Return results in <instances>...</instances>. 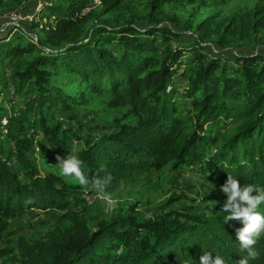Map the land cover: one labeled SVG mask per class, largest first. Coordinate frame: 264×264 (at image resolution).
I'll use <instances>...</instances> for the list:
<instances>
[{
	"label": "trees",
	"instance_id": "1",
	"mask_svg": "<svg viewBox=\"0 0 264 264\" xmlns=\"http://www.w3.org/2000/svg\"><path fill=\"white\" fill-rule=\"evenodd\" d=\"M93 1L44 0L33 25L43 36L38 44L21 28L0 36V66L11 67L6 82L16 99L0 109V240L10 220L57 211L72 225L48 231L19 264H200L203 251L226 264L242 258L264 264V231L249 257L236 239L242 223H224L227 197L220 190L228 174L241 185L264 187V53L256 49L231 61L207 47L255 40L264 30V6L226 21L212 14L192 41L173 48L182 35L166 24L171 17L162 8L177 1L206 7V0H152L142 27L101 19L126 0H99L102 15L88 8ZM61 72L69 77L66 87L56 82ZM94 96L106 97L110 108H127L132 119L85 133L73 109ZM57 112L69 113V126L51 124ZM234 122L240 123L236 132L218 145L220 129ZM70 133L84 144L80 151ZM49 151L54 158L76 155L90 180L111 174L104 192L123 187L133 172L189 166L217 186L207 198L218 205L212 215L173 209L143 220L131 213L91 229L73 210L82 186L42 174L36 165ZM258 211L264 214V203Z\"/></svg>",
	"mask_w": 264,
	"mask_h": 264
},
{
	"label": "rangeland",
	"instance_id": "2",
	"mask_svg": "<svg viewBox=\"0 0 264 264\" xmlns=\"http://www.w3.org/2000/svg\"><path fill=\"white\" fill-rule=\"evenodd\" d=\"M207 6L203 7L197 2H171L166 4L162 11L165 20L176 32L182 35L179 40L173 41V48L178 42L188 43L192 41L193 34L197 33V25L210 15L218 16V21H226L236 14L252 11L257 6H264V0H206ZM152 0H126L123 6L114 12L104 13L99 0H94L89 9H93L102 20L112 23L131 22L134 25L146 26V16L149 12V4ZM44 0H0V36L8 34L12 28H21L28 33L34 42L38 44L43 38L38 29H34L35 14L42 9ZM15 19V20H12ZM255 40L235 42L226 47L219 46L216 42L207 44L226 59L235 61L236 56L252 54L257 49L264 53V30H261ZM213 41V40H212ZM28 59L32 57L26 56ZM11 72V67L0 66V109H9L14 100L15 87L13 83L6 82V76ZM68 75L61 72L55 77L57 84L66 87ZM181 80V79H180ZM16 100V99H15ZM188 106V105H187ZM73 112L82 117L84 131L100 132L103 129H111L116 120H126L127 108H110L108 100L104 96H94L82 106H76ZM68 112H57L51 124L63 120L66 126ZM7 122L6 117L3 123ZM73 132L78 131L77 122L73 123ZM239 122H234L220 129L218 145L226 136L233 135ZM74 151H80L84 144L78 142L72 134H68ZM215 147V146H214ZM52 151L41 153L36 157V165L42 174L53 173L59 176L60 169L56 166L57 158L51 156ZM67 182L80 185L74 177L62 176ZM208 174L199 172L198 169L183 166L173 170L170 166L162 170L150 172H133L125 177V184L118 190L104 192L94 188L91 184L82 186L78 191L79 203L73 209L82 215L91 229H96L102 220L126 216L134 213L140 219L152 218L161 212H170L173 209L188 212L190 214L212 215L218 203L209 201L210 188L217 186L207 180ZM61 212L31 211L22 217L9 221L7 231L0 240V264H19L25 254L26 248L35 242L44 239L45 234L57 225L70 227V219L63 218Z\"/></svg>",
	"mask_w": 264,
	"mask_h": 264
},
{
	"label": "clouds",
	"instance_id": "3",
	"mask_svg": "<svg viewBox=\"0 0 264 264\" xmlns=\"http://www.w3.org/2000/svg\"><path fill=\"white\" fill-rule=\"evenodd\" d=\"M57 161L56 166L60 169V175L74 177L82 186L91 184L102 191L112 181L111 174L103 177L97 175L90 180L82 169L83 162L71 153L66 157L58 155ZM220 190L227 197L221 210L227 213L223 217L224 223L234 220L242 223L243 227L235 228L236 239L240 249L247 251L249 257H254L252 249L256 242L255 238L264 231V214L258 211L259 206L264 203V187L249 183L241 185L237 178L228 174ZM200 264H226V261L219 255L213 258L211 252L203 251ZM236 264H248V259L242 258Z\"/></svg>",
	"mask_w": 264,
	"mask_h": 264
},
{
	"label": "built area",
	"instance_id": "4",
	"mask_svg": "<svg viewBox=\"0 0 264 264\" xmlns=\"http://www.w3.org/2000/svg\"><path fill=\"white\" fill-rule=\"evenodd\" d=\"M89 7H90V6H89ZM89 7H88V8H89ZM12 20H15V19H12Z\"/></svg>",
	"mask_w": 264,
	"mask_h": 264
}]
</instances>
